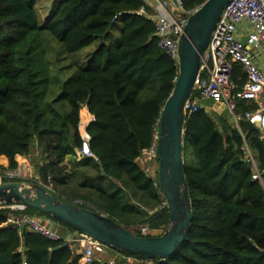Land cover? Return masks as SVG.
Masks as SVG:
<instances>
[{"label": "trees", "instance_id": "1", "mask_svg": "<svg viewBox=\"0 0 264 264\" xmlns=\"http://www.w3.org/2000/svg\"><path fill=\"white\" fill-rule=\"evenodd\" d=\"M205 1L183 0V10H196ZM140 9L154 13L144 0L53 1L39 25L37 0H0V157L8 162L0 167V182L40 184L61 202L108 217L134 236H140L138 225H147L160 232L148 237H157L169 225L162 208L166 200L157 178L137 161L154 143L178 66L158 49L153 21L139 15ZM44 33L66 54L99 40L86 66L69 76L50 101ZM239 78L241 87L246 76L234 65L233 80ZM82 106L94 118L87 132L95 159L77 162ZM254 109L244 101L237 104L238 113ZM211 113L185 114L182 173L191 207L189 229L175 253L151 264H264V184L251 180L244 149L263 171L259 131L246 121L237 129ZM17 156L29 160L33 178L4 176L17 169ZM67 159L95 172L84 175L70 194L65 192L75 182V169L67 167ZM25 217L55 221L30 208L15 212L0 206V264H79L76 245L46 240L8 222ZM59 225L61 237L67 234L63 229L75 233ZM111 251L117 260L128 256ZM91 264L108 263L95 259Z\"/></svg>", "mask_w": 264, "mask_h": 264}, {"label": "built area", "instance_id": "2", "mask_svg": "<svg viewBox=\"0 0 264 264\" xmlns=\"http://www.w3.org/2000/svg\"><path fill=\"white\" fill-rule=\"evenodd\" d=\"M175 11L178 16L171 15L167 9ZM183 10V0H169V2L156 3L153 14H146L143 9L138 11L139 15H147L153 21L157 37L158 49L178 65V41L183 34L184 26L188 17L194 12ZM246 38V45L241 39ZM264 46V0H229L225 6L204 54L201 57V65L198 76L195 79L193 90L185 102L183 112L192 114L200 109V100L211 99L217 105H223L234 119L236 128L239 129L240 122H248L259 131L260 139L264 138V73L253 63L250 56L251 49H260ZM234 65H239L246 76L241 87L238 83L241 79L233 80ZM240 101L250 102L255 105L254 110L237 112V104ZM86 108V107H85ZM83 120L79 118L78 134L81 147L76 150L75 161L84 158L95 159L89 149L90 137L87 127L94 122L93 116L89 114ZM158 134H155L154 143L142 152V157L156 160V144ZM246 161L250 164L252 174L251 180L264 184V170L259 171L254 154L245 145ZM5 177H21V172H8ZM12 211L22 212L26 208L21 205L6 206ZM167 208V202L162 204ZM9 223L26 227L35 234L49 241H63L68 247L76 245L80 254L79 264H91L95 256L101 257L106 247L95 239L88 238L79 233L71 236L61 237L53 228L50 220L25 217ZM136 233L142 237L152 236L154 232L147 225H138ZM149 261L133 256L122 257L117 260L114 257L107 260L108 264H143Z\"/></svg>", "mask_w": 264, "mask_h": 264}, {"label": "water", "instance_id": "3", "mask_svg": "<svg viewBox=\"0 0 264 264\" xmlns=\"http://www.w3.org/2000/svg\"><path fill=\"white\" fill-rule=\"evenodd\" d=\"M229 0H206L187 19L178 41V74L173 91L165 101L158 126L156 144L157 181L167 202L169 225L157 237L134 236L108 217L63 203L40 184L8 182L0 184V206L21 205L51 217L76 233L95 239L106 248L142 260L165 259L175 253L186 238L191 218L182 173V136L185 102L198 76L201 57ZM246 45V38L240 40ZM200 109L213 112L236 127L223 105L211 99L200 100ZM264 148V138L261 139ZM140 208V206H137ZM148 214V213H147Z\"/></svg>", "mask_w": 264, "mask_h": 264}, {"label": "rangeland", "instance_id": "4", "mask_svg": "<svg viewBox=\"0 0 264 264\" xmlns=\"http://www.w3.org/2000/svg\"><path fill=\"white\" fill-rule=\"evenodd\" d=\"M53 1L56 3L61 2L62 0H37V8H38V21L39 25H42L44 21L46 20L47 16L49 15L52 6ZM117 34H115V37ZM45 43L47 45V61L50 68V73L52 76L51 84H50V90H49V96L48 100H52L60 91L61 84L69 77L71 76L77 69L83 68L86 66L87 63V57L90 53H92L99 45V40H95L91 45L86 47L85 49L75 53V54H66L62 51L60 46L56 44L52 39L48 37L46 33H44ZM85 106H82V110H85ZM81 112L79 113V118H81ZM211 114H214L213 112ZM88 118V117H87ZM85 119V117H84ZM87 120V119H86ZM27 160V159H26ZM27 162L30 164L29 160ZM70 159H67L65 163L70 165L71 169H75V182L71 184L68 187V190L65 192L66 194H70V191H73L75 189V184L82 181L84 179V175L88 178L94 177L95 172L89 168H82L78 169L76 166L73 165ZM18 163L19 160H18ZM138 164L141 167V169L144 170V172L149 176L151 175L154 179L157 178V161L156 160H149L148 158H144L141 156V158L138 160ZM30 167V168H29ZM27 168V171L25 170V167L22 165L21 167V174L23 179H31V176L34 177V167L30 164ZM68 167V168H69ZM24 169V170H23ZM1 184V182H0ZM26 184V183H25ZM77 188V187H76ZM84 194L88 193L86 189H81ZM52 223L55 225V230L59 231L60 225L56 221H52ZM160 232H154L152 236H155L159 234ZM78 248V247H77ZM79 250V249H77ZM100 261L103 263L107 260H111L114 258L113 252L111 249L106 248L105 253L103 256L99 257ZM95 259H98V256H95ZM143 264H151L150 262H146Z\"/></svg>", "mask_w": 264, "mask_h": 264}, {"label": "crops", "instance_id": "5", "mask_svg": "<svg viewBox=\"0 0 264 264\" xmlns=\"http://www.w3.org/2000/svg\"><path fill=\"white\" fill-rule=\"evenodd\" d=\"M144 2L147 4L148 7H150L152 10L155 6L156 3H159V2H169V0H144ZM168 12L173 15V16H178V13L175 12V11H171V9H167ZM250 56L252 58V61L253 63L259 68V70H261V72L264 73V46H262L260 49L256 50V49H251L250 50ZM247 105H253L255 106L253 103H250V102H247ZM81 112V116L85 117L87 119L88 115H87V112L85 110H82L80 111ZM85 119V120H86ZM84 120V119H83ZM18 160L20 163H18ZM139 160V159H138ZM15 161L18 165L17 169L14 171V172H17L18 170L21 172V167L22 165L25 167V170L27 171L26 168H28L30 166V164L27 162L26 158L24 157H20V156H17L15 158ZM256 161V165H257V160L255 159ZM138 162V161H137ZM8 165V162H7V159L4 157V156H1L0 157V167H3V168H6ZM70 165H68L69 167ZM71 168V167H69ZM258 168V167H257ZM13 172V171H12ZM8 173V172H6ZM11 173V172H10ZM22 173V172H21ZM5 175V173H4ZM149 177H151L152 179H154L151 175H149ZM22 178V174H21V177ZM31 178H33L31 176ZM53 224V223H52ZM53 228H55V225L53 224ZM65 232H67L66 236H71V233L69 231H67L66 229H63ZM98 259L100 260V258L98 257Z\"/></svg>", "mask_w": 264, "mask_h": 264}, {"label": "bare ground", "instance_id": "6", "mask_svg": "<svg viewBox=\"0 0 264 264\" xmlns=\"http://www.w3.org/2000/svg\"><path fill=\"white\" fill-rule=\"evenodd\" d=\"M81 118H82V119H84V117H83V116H81ZM85 119H86V118H85ZM85 119H84V120H85ZM29 168H30V167H29ZM26 169H27V168H26ZM23 170H24V169H23Z\"/></svg>", "mask_w": 264, "mask_h": 264}]
</instances>
